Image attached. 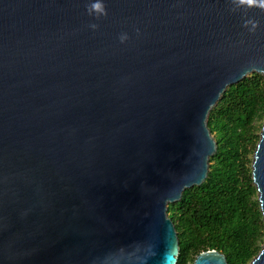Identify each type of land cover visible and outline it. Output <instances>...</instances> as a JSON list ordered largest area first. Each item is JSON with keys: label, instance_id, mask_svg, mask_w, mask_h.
I'll use <instances>...</instances> for the list:
<instances>
[{"label": "water", "instance_id": "95a60500", "mask_svg": "<svg viewBox=\"0 0 264 264\" xmlns=\"http://www.w3.org/2000/svg\"><path fill=\"white\" fill-rule=\"evenodd\" d=\"M94 2L0 0V264H176L167 204L206 177L208 113L264 76L262 7ZM251 173L264 220V119Z\"/></svg>", "mask_w": 264, "mask_h": 264}, {"label": "trees", "instance_id": "16d2710c", "mask_svg": "<svg viewBox=\"0 0 264 264\" xmlns=\"http://www.w3.org/2000/svg\"><path fill=\"white\" fill-rule=\"evenodd\" d=\"M264 119V76L248 74L227 86L209 111L216 143L199 185L167 204L176 229V264H192L205 250L222 252L228 264H247L264 242V220L252 180L251 159Z\"/></svg>", "mask_w": 264, "mask_h": 264}, {"label": "clouds", "instance_id": "9594fccd", "mask_svg": "<svg viewBox=\"0 0 264 264\" xmlns=\"http://www.w3.org/2000/svg\"><path fill=\"white\" fill-rule=\"evenodd\" d=\"M247 3L249 6L256 5L258 7L264 8V0H241V3ZM89 14L96 13V14H104L106 15L104 4L101 2V0H95L94 3H91L90 7L88 8ZM246 23H249L247 21ZM92 28H96L97 25L92 24L90 25ZM253 27H255V24L253 23ZM119 39L121 42L127 39L126 34H121Z\"/></svg>", "mask_w": 264, "mask_h": 264}]
</instances>
